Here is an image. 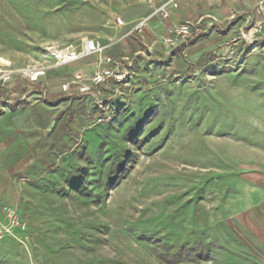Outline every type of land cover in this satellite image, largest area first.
I'll use <instances>...</instances> for the list:
<instances>
[{
  "label": "rangeland",
  "instance_id": "obj_1",
  "mask_svg": "<svg viewBox=\"0 0 264 264\" xmlns=\"http://www.w3.org/2000/svg\"><path fill=\"white\" fill-rule=\"evenodd\" d=\"M149 10L0 0V67L17 71L0 84V222L11 205L28 223L0 264H264V52L229 37L192 58L188 31L179 69L146 28L124 37ZM87 38L115 42L121 81L52 66Z\"/></svg>",
  "mask_w": 264,
  "mask_h": 264
},
{
  "label": "crops",
  "instance_id": "obj_2",
  "mask_svg": "<svg viewBox=\"0 0 264 264\" xmlns=\"http://www.w3.org/2000/svg\"><path fill=\"white\" fill-rule=\"evenodd\" d=\"M158 3L159 0H150V10L147 16L151 14L155 5H158ZM257 7L258 0H180L178 8L170 9L171 15L168 19H163L159 15L154 16L148 21V23L151 21H153V23L149 24V26L147 23L144 28L152 33V35L154 34L152 36L154 38L150 40L152 47H155L157 43L159 47H163L164 44L161 42L163 39L162 33H165L166 27H177L178 25L187 26L188 31H191L188 35L190 38L189 45L193 48L191 53L192 58L203 57L204 52H208L207 50H210L214 46L221 45L220 43L229 37H231V41L234 45L238 44L244 46L243 48H246L249 53H262L264 52V28L263 31L257 32L254 27V19L260 16L256 12ZM199 32H201V36H198ZM155 34L157 36H155ZM196 38L198 39L197 43L194 42ZM206 39L207 42L201 44ZM175 47H177L179 55L181 56L179 58L178 55L177 61L180 69L181 65L184 67L187 61H190L192 58L180 54L181 43ZM108 48L104 51V54H107ZM100 56L99 53L89 54L69 64L63 65L62 69L64 68V70L72 71L74 74L73 76H75L73 78L91 76L98 68ZM161 59L162 58L159 60L161 61ZM162 60L165 61L164 59ZM179 62H181V64ZM109 80L110 79L101 85L107 84ZM13 84L14 80L11 82L10 86ZM25 96L24 94V97Z\"/></svg>",
  "mask_w": 264,
  "mask_h": 264
},
{
  "label": "built area",
  "instance_id": "obj_3",
  "mask_svg": "<svg viewBox=\"0 0 264 264\" xmlns=\"http://www.w3.org/2000/svg\"><path fill=\"white\" fill-rule=\"evenodd\" d=\"M179 5L180 0H159L158 5H155L151 14L142 19L137 25L134 26V28L127 32L125 36L130 35L134 31H142L147 25L148 21L154 16L159 15L163 19H168L171 15L170 9L178 8ZM256 12L260 16L254 19V27L257 32H261L264 28V0H258ZM118 21L122 26L126 25L125 21L121 17L118 18ZM168 31V34L163 36L162 42L164 46L170 48L185 42V39L182 38V36L188 33V27L185 25H180L177 27L172 26L168 29ZM113 44H115V42L104 43L99 38H87L83 40L79 47L70 45L60 50L52 49L51 53L56 59V63L52 66H63L89 54L99 53L101 56L98 61V68L91 75V81L96 85L104 84L108 79L121 81L126 76L127 71L121 69V63L116 58L112 57L111 55L104 54V51ZM2 62L4 61L0 57V63ZM45 69L47 68H29L21 70V74L31 78L32 80H37L38 77L44 73ZM16 73L17 71L14 69L0 67V84L5 86L6 84L12 82ZM75 81L73 80L71 82ZM64 89L69 90V84H64ZM81 89L85 90L89 89V87L85 83L81 86ZM9 102L10 101H4L3 99H0L2 110L4 109V106L8 105L7 103ZM2 214L4 220L0 222V239H4L5 237L20 238L24 236L28 230V223L22 217L20 211L11 205H4L2 207Z\"/></svg>",
  "mask_w": 264,
  "mask_h": 264
},
{
  "label": "water",
  "instance_id": "obj_4",
  "mask_svg": "<svg viewBox=\"0 0 264 264\" xmlns=\"http://www.w3.org/2000/svg\"><path fill=\"white\" fill-rule=\"evenodd\" d=\"M2 111H3V110H2V107H1V105H0V114L2 113Z\"/></svg>",
  "mask_w": 264,
  "mask_h": 264
},
{
  "label": "trees",
  "instance_id": "obj_5",
  "mask_svg": "<svg viewBox=\"0 0 264 264\" xmlns=\"http://www.w3.org/2000/svg\"><path fill=\"white\" fill-rule=\"evenodd\" d=\"M201 256V255H200ZM176 260H178V259H176ZM175 261V260H174Z\"/></svg>",
  "mask_w": 264,
  "mask_h": 264
}]
</instances>
